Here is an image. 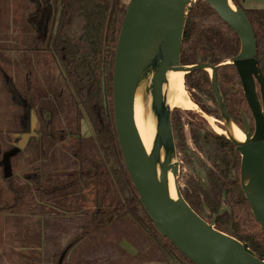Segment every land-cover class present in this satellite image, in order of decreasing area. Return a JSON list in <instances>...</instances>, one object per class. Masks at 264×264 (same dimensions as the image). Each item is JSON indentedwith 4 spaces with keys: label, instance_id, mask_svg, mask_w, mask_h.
<instances>
[{
    "label": "trees",
    "instance_id": "obj_1",
    "mask_svg": "<svg viewBox=\"0 0 264 264\" xmlns=\"http://www.w3.org/2000/svg\"><path fill=\"white\" fill-rule=\"evenodd\" d=\"M231 1L249 19L264 75V9ZM126 7L122 0H0V54L3 42L25 53L22 68H12L0 55V83L7 77L9 86L24 88L20 106L34 109L39 122L37 138L29 145L47 160L24 177L12 168L6 176L0 164V230L6 215L38 216L42 264H195L154 228L120 150L113 66ZM239 49L236 33L207 3L196 0L185 21L180 62L195 64L200 57L217 65L230 118L241 126L243 112L253 127L238 73L234 65L222 63ZM184 79L187 87L206 89L214 98L206 70L186 73ZM15 102H7L0 88V105L14 110ZM193 115L203 129L204 117ZM84 118L91 128L88 136L81 132ZM12 121L21 125L16 117ZM171 122L174 132L172 116ZM204 137L210 145L206 182L181 190L183 197L197 213L208 209L216 229L247 242L264 259V232L240 186V155L223 135L207 131ZM222 205L227 209L220 211Z\"/></svg>",
    "mask_w": 264,
    "mask_h": 264
},
{
    "label": "water",
    "instance_id": "obj_2",
    "mask_svg": "<svg viewBox=\"0 0 264 264\" xmlns=\"http://www.w3.org/2000/svg\"><path fill=\"white\" fill-rule=\"evenodd\" d=\"M238 36L239 52L222 63L234 65L253 119L242 115L244 140L232 136L225 101L217 83V65L180 62L183 31L195 0H130L114 48L113 114L120 150L139 194L140 202L157 232L195 264H264L247 242L214 227V219L192 209L177 185L179 163L174 160L172 108L164 89L168 71L206 70L224 129L240 155L241 190L264 232V75L256 59V39L249 19L231 0H203ZM183 74V75H184ZM258 86V91H257ZM149 98L156 133L150 155L143 150L137 127V110ZM10 152V151H8ZM6 154V156H5ZM5 152L0 164L11 174ZM173 177L174 194L169 184Z\"/></svg>",
    "mask_w": 264,
    "mask_h": 264
},
{
    "label": "rangeland",
    "instance_id": "obj_3",
    "mask_svg": "<svg viewBox=\"0 0 264 264\" xmlns=\"http://www.w3.org/2000/svg\"><path fill=\"white\" fill-rule=\"evenodd\" d=\"M129 1L122 0L123 6L128 5ZM1 44H3V50L0 55L6 58L12 68H22L25 53L16 48V45L12 47L9 42ZM183 81L185 92L195 106L185 109L173 107L171 110L175 127V131L173 132L175 143L174 160L179 163L177 185L180 190L195 184L202 186L205 184L206 173L210 166V145L204 135L207 131L215 132L214 129L218 130L219 126L223 124L222 120L218 119L220 118V113L215 99L210 97V92L206 89L197 90L196 88H192V85L187 87L184 78H182ZM8 82L9 79L5 77L0 83V88L7 102L10 103L14 100L16 101L14 104H18V106H15V109L11 110L0 105V144L3 154L5 152H13L9 158L13 173L24 177L26 172H29L33 167L39 166L40 163L47 164V160H42L41 157L38 158L39 153L35 151L34 146L29 145L34 140L35 135H37L38 122L34 111H31L30 117L27 116L26 112L25 117L24 110L20 106L24 102V99L21 98V91L24 88L21 90L17 88L19 83L15 84V86L17 85L16 87L14 85L11 87ZM192 96L198 98L205 110L210 114L203 111L193 100ZM194 113L204 117L206 123L203 124V129H198L199 120L197 116L193 115ZM12 116L16 117V120H20L22 124H18L15 127ZM235 124L238 125L236 122ZM22 125L24 128L26 127V133H24V130L19 132L10 130L11 128L17 129V127ZM81 132L84 136H88L91 133L90 125L85 118L81 122ZM23 141H25V145L27 146L21 145ZM62 155L59 154L60 157H63ZM62 165L63 162L60 161V167ZM226 209L227 207L222 205L220 211ZM203 214L206 217L210 216L208 209H204ZM207 219L210 218L208 217ZM42 235V221L38 216L27 214L6 215L0 230V254L3 264H42ZM140 264L178 263L169 261L166 263L144 262Z\"/></svg>",
    "mask_w": 264,
    "mask_h": 264
},
{
    "label": "bare ground",
    "instance_id": "obj_4",
    "mask_svg": "<svg viewBox=\"0 0 264 264\" xmlns=\"http://www.w3.org/2000/svg\"><path fill=\"white\" fill-rule=\"evenodd\" d=\"M184 73L182 71H173L170 70L166 74L167 84L164 89V95L166 97L167 103L171 108H192L195 106L193 101L185 92L183 87L184 81L182 82V78H184ZM137 127L139 131V140L141 146L145 153L149 156L152 148V143L154 140V136L156 133V122L151 114L150 110V102L149 98H142L138 104L137 110ZM215 132L219 134H226L227 131L225 129L218 130L214 129ZM230 132L232 136L239 140L245 139V134L239 129V127L235 123H231ZM169 184L171 190L174 194V185H173V177L169 174Z\"/></svg>",
    "mask_w": 264,
    "mask_h": 264
},
{
    "label": "crops",
    "instance_id": "obj_5",
    "mask_svg": "<svg viewBox=\"0 0 264 264\" xmlns=\"http://www.w3.org/2000/svg\"><path fill=\"white\" fill-rule=\"evenodd\" d=\"M244 8L264 9V0H240Z\"/></svg>",
    "mask_w": 264,
    "mask_h": 264
},
{
    "label": "flooded vegetation",
    "instance_id": "obj_6",
    "mask_svg": "<svg viewBox=\"0 0 264 264\" xmlns=\"http://www.w3.org/2000/svg\"><path fill=\"white\" fill-rule=\"evenodd\" d=\"M209 77H210V75H209ZM210 83H211V81H210ZM213 91V90H212ZM243 91V90H242ZM213 95H214V93H213ZM214 99H215V97H214ZM224 99V98H223ZM215 102H216V99H215ZM216 104H217V102H216ZM226 105V104H225ZM217 108H218V105H217ZM23 110H24V113H25V117H26V112H27V116H29L30 117V115H31V111H34V113H35V116H36V112H35V110L34 109H29V110H25L24 109V105H23ZM218 111H219V109H218ZM220 113V112H219ZM221 117V116H220ZM36 119H37V116H36ZM222 120V119H221ZM37 122H38V119H37ZM252 122H253V119H252ZM22 124V123H21ZM223 127H224V125L223 124H221ZM239 126V125H238ZM253 126V125H252ZM24 127V126H23ZM239 127H242V124H241V126H239ZM38 128H39V122H38ZM252 128V127H251ZM23 130H24V133H26V127L25 128H23ZM23 133V134H24ZM37 134H38V129H37ZM35 137L37 138V135H35ZM35 137H34V139H35ZM22 146H24L25 145V141H23L22 142V144H21ZM25 146H27V145H25ZM0 155H1V158H2V155H3V151L2 150H0ZM38 158H40V156H38Z\"/></svg>",
    "mask_w": 264,
    "mask_h": 264
}]
</instances>
